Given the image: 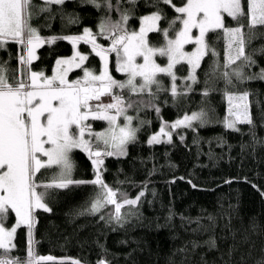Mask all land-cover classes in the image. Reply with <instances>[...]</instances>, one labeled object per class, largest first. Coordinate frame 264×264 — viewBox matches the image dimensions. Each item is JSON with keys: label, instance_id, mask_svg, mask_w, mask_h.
I'll use <instances>...</instances> for the list:
<instances>
[{"label": "trees", "instance_id": "trees-1", "mask_svg": "<svg viewBox=\"0 0 264 264\" xmlns=\"http://www.w3.org/2000/svg\"><path fill=\"white\" fill-rule=\"evenodd\" d=\"M185 1L173 0V4L181 6ZM242 2L246 5V0ZM33 4L31 24L45 42L30 67L44 74L51 72L56 58L70 54L72 44L63 37L80 36L89 29L97 44L109 48L112 41L101 34L100 25L119 21L122 12L129 14V32L138 27L143 14L161 10L160 29H168L179 15L158 0H136L135 4L112 0L111 9L106 0H64L62 5L33 0ZM225 20L226 26H236L230 17ZM180 26L177 21L175 28ZM256 33L245 49L255 63L240 69L243 79L232 75L231 84L223 73H232L244 61L224 67L227 41L218 30L206 37L216 55L209 52L203 58L195 82L186 79V63L176 66V96L171 92L172 81L163 75L158 77L162 89L156 91L153 86L154 96L147 91L130 94L127 89H113L133 102L131 113L137 118L138 131L124 156H103L99 171L118 198L120 193L129 199L139 196L137 203L124 205L117 220L114 205L91 210L99 192L93 184L48 189L46 203L51 211H34L31 237L27 226L17 228L11 256L26 264L31 248L37 256L54 258L47 264L73 260L79 264H264V79L259 78L264 69V29ZM169 36H174V30ZM147 39L153 46L165 43L159 31L149 32ZM79 43L81 52L88 54L84 67L100 71L91 44ZM22 51L21 45L12 42L0 48V64L10 76L21 78ZM81 74L78 68L68 78ZM110 74L118 81L125 79L115 70L113 53ZM232 92L248 93L251 124L226 126V94ZM193 111L203 115L190 126L172 127V121ZM94 123L102 126L103 121ZM163 126L172 139L148 143L146 137ZM71 156L73 179L93 180L96 168L88 154L75 149Z\"/></svg>", "mask_w": 264, "mask_h": 264}, {"label": "snow or ice", "instance_id": "snow-or-ice-1", "mask_svg": "<svg viewBox=\"0 0 264 264\" xmlns=\"http://www.w3.org/2000/svg\"><path fill=\"white\" fill-rule=\"evenodd\" d=\"M44 2L47 5H62L64 0ZM91 2L95 3L96 0ZM158 2L169 5L179 14L170 22L168 29L157 27V22L162 19V11L158 9L142 18L138 32H129L126 27L129 14L122 12L119 21L102 22L100 25L101 34L112 41L109 48L97 44L89 29H85L82 36L63 37L72 42L74 48L77 41L92 45V50L104 65L99 74L84 67L88 57L77 51L69 59H58L54 74L46 76L43 72L32 71L30 67L36 58L35 49L45 42L31 24L35 15L33 0H0V48L10 42L21 45L27 56L21 55L19 62L29 66L21 78H17L10 76L8 69L0 65V250H3L0 251V264H21L19 258L10 254L14 247V234L24 224L31 237L34 211H51L46 203L48 189H62L71 184H93L99 188V192L91 210L98 212L107 205H114L117 220L124 205L137 203L139 196L129 199L126 194L120 193L118 198L117 191L104 182L99 171V166L104 163L103 156L123 155L126 145L135 141L138 131L132 127L133 117L127 115V108L132 107L133 102L125 101L113 89H127L130 94L147 91L154 96L153 86L156 91L162 89L163 82L158 77L163 75L172 81L171 92L176 96V66L187 63L191 68L188 79L195 82V70L203 58L209 52L216 55L206 37L218 30L222 31L227 41L224 67L228 68L241 59L244 61L232 73H223L228 84L232 83V75L243 79L244 73L240 69L255 63L245 49L257 34L256 29H264V0H246V5L242 0H186L183 6H176L173 0ZM129 3L135 4L136 0H129ZM106 6L111 9L112 0H106ZM225 17L235 21L236 26H226ZM177 21L181 25L179 29L175 28ZM193 29L198 30V35L193 34ZM170 30H174L172 37L169 36ZM152 31L161 32L165 43L158 47L151 45L147 33ZM186 44L195 45V49L185 51ZM112 52L117 57L116 71L127 77L124 81L114 79L109 72L108 54ZM157 56L166 58L167 65L158 64ZM138 57L142 62H138ZM76 68L82 70L83 76L69 80V72ZM259 78L264 79V69ZM104 96H110L112 102L104 103ZM247 99V92L238 96L228 95L229 115L235 119L227 121V127L233 128L237 122L252 123ZM233 100L239 102L233 104ZM112 110H115V114ZM201 115L186 116L172 127L185 122L190 126V122ZM120 116L124 117L123 125L118 123ZM89 120L106 121L108 128L103 132H93ZM161 134L171 139L164 128ZM90 138L95 139V144ZM152 142H159L158 137L154 135L149 143ZM101 144L103 150L99 147ZM75 149L86 152L89 158L94 157L92 163L97 171L93 180L73 179L75 165L71 153ZM53 169L55 171L50 173V182L42 183L38 174L48 175V170ZM41 188L44 191H39ZM143 195L141 192L140 196ZM10 214L15 215L16 224L9 228L6 222ZM53 260L52 256H37L29 248L26 264H47ZM71 264L79 262L73 260Z\"/></svg>", "mask_w": 264, "mask_h": 264}, {"label": "rangeland", "instance_id": "rangeland-1", "mask_svg": "<svg viewBox=\"0 0 264 264\" xmlns=\"http://www.w3.org/2000/svg\"><path fill=\"white\" fill-rule=\"evenodd\" d=\"M186 2V1H185ZM184 2V3H185ZM181 6H183V5H181ZM154 12H152V13H147V14H143V15H141L139 18H140V20H139V25H138V27L136 28V29H134V30H131V31H139L140 30V27L142 26V18L143 17H145V16H149V15H152ZM157 27H158V22H157ZM181 27V26H180ZM130 31V32H131ZM149 33V32H148ZM147 33V34H148ZM193 34L194 35H198V30H196V29H193ZM109 47H111V46H109ZM158 47V46H157ZM91 48H92V45H91ZM184 49H185V51H193L194 49H195V45H193V44H186L185 46H184ZM92 52L93 53H95L93 50H92ZM113 53V63H114V67H115V70H116V61H117V57H116V53L115 52H112ZM99 57V56H98ZM110 57H111V53H109L108 54V69H109V72H110ZM99 59H100V57H99ZM138 59V62H142V59L141 58H137ZM155 59H156V62L158 63V64H160L161 66H166L167 65V59L166 58H162V57H159V56H157V57H155ZM100 64H101V66H100V71H98V72H95L96 74H99L102 70H103V61H101V59H100ZM187 64V63H186ZM188 65V64H187ZM28 68V67H27ZM188 73H187V76H186V79L188 78V76H189V74H190V72H191V68H190V66L188 65ZM26 69V68H25ZM196 71L197 70H195V75H196ZM43 72V71H42ZM83 73V72H82ZM117 73H119V74H122L121 72H118L117 71ZM45 75H49V74H46L45 73ZM176 75H177V73H176ZM81 77L83 76L82 74L80 75ZM178 77V76H177ZM182 77H184V76H182ZM124 78L126 79L127 77L124 75ZM124 79V80H125ZM185 78H183L182 80H184ZM191 80V79H190ZM244 93V92H243ZM243 93H227L226 94V102H227V105H226V112H227V114H228V117L226 118V120H225V123L227 122V121H229V120H234L235 119V117L234 116H230L229 115V107H230V105H229V101H228V95H234V96H238V95H241V94H243ZM102 101L104 102V103H110V102H112V100H111V97L110 96H104V97H102ZM239 101H237V100H233V104H236V103H238ZM92 103H96L95 101H93ZM247 103H248V101H247ZM131 109H132V107H129V108H127V115H129V116H132L133 117V120H132V127L133 128H137L138 129V127H137V118L134 116V114H132L131 113ZM113 111V114H115V110H112ZM233 111H236V109L235 108H233ZM193 114H200L199 112H197V111H193V112H189V114H185V115H183V116H181V117H178V119H176V120H174V121H172L171 123H172V125H174V124H176V122L177 121H183L184 120V118L186 117V116H188V117H191ZM250 114V113H249ZM200 118V117H199ZM196 120V119H195ZM195 120H192V121H195ZM191 121V122H192ZM190 122V123H191ZM118 123L120 124V125H123L124 123H125V121H124V117L123 116H120L119 118H118ZM237 124V123H236ZM235 124V125H236ZM90 125L92 126V128L94 129V132H103V131H106L107 130V128H108V124H107V122L106 121H103V124H102V126H97L95 123L93 124V121H91V123H90ZM139 125V124H138ZM188 125V122H185V124H180V125H177L176 127H179V126H183V127H186ZM162 128H164L165 129V131L166 132H168L169 134H170V136H171V133H170V130L169 129H166L164 126L163 127H161V128H159L156 132H152V133H150L146 138H147V142L149 143V141L151 140V138L155 135V136H157L158 137V141L160 142V141H166V142H168L169 141V136L168 135H163V134H161V129ZM137 134V133H136ZM171 139H172V137H171ZM170 139V140H171ZM94 141H95V139H93ZM152 143H157V142H152ZM109 150H111V149H109ZM125 153H126V150H125ZM125 153L123 154V155H119V154H116V156H124L125 155ZM114 156V155H113ZM38 178L40 179V181L42 182V183H47V182H50V180H51V174L50 175H44V176H41L40 174H38ZM15 224H16V218H15V215L14 214H10V216H9V219H8V221L6 222V227H12V226H15ZM20 226H26V225H24V224H21ZM15 235V234H14ZM103 264V263H102Z\"/></svg>", "mask_w": 264, "mask_h": 264}, {"label": "crops", "instance_id": "crops-1", "mask_svg": "<svg viewBox=\"0 0 264 264\" xmlns=\"http://www.w3.org/2000/svg\"><path fill=\"white\" fill-rule=\"evenodd\" d=\"M44 1V0H43ZM82 35H84V34H82ZM82 35H80V36H82ZM77 37V36H76ZM44 41H45V39H44ZM79 42H84V41H77L76 42V46H75V48L73 47V43L72 42H70L71 44H72V49H71V52H70V54L69 55H66L65 57H58V58H56L55 59V62L53 63V67H52V70H51V72L49 73V75L48 76H52L53 74H54V72L56 71V61L58 60V59H69V58H71V57H73L74 56V54L78 51V52H80L81 54H83V55H86L87 57H88V54L87 53H84V52H81V50L79 49ZM40 47V46H39ZM39 47H37L36 49H35V57L37 58L38 56H37V50H38V48ZM27 56V53H26V51H25V57ZM35 58V59H36ZM35 59H33V61L32 62H34V60ZM0 65H2V64H0ZM26 67H29L28 65H26ZM78 68H76V69H73V70H77ZM72 70V71H73ZM36 72H38V71H36ZM82 75H83V73H82ZM16 76V75H15ZM47 76V75H46ZM69 79V78H68ZM70 80V79H69ZM88 123L90 124L91 123V120H89L88 121ZM92 131L94 132V129L92 128ZM86 138H88L87 137V135H86ZM90 139H94V138H90ZM93 143L95 144V141L93 140ZM79 150V149H78ZM103 150V149H102ZM86 153V152H85ZM87 154V153H86ZM94 159V158H93ZM91 162H92V160H91ZM93 164V163H92ZM94 167L96 168V171H97V167L94 165ZM46 170H42V172H45ZM49 171V174L48 175H50V173L52 172V171H55V169H53V170H48Z\"/></svg>", "mask_w": 264, "mask_h": 264}, {"label": "bare ground", "instance_id": "bare-ground-1", "mask_svg": "<svg viewBox=\"0 0 264 264\" xmlns=\"http://www.w3.org/2000/svg\"><path fill=\"white\" fill-rule=\"evenodd\" d=\"M102 263L105 264L104 262H101V263H99V264H102Z\"/></svg>", "mask_w": 264, "mask_h": 264}]
</instances>
